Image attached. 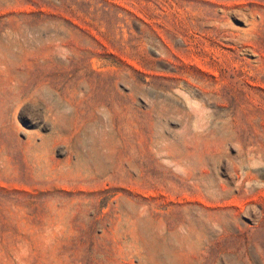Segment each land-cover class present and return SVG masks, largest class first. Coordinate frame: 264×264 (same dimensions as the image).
Returning <instances> with one entry per match:
<instances>
[{"label":"rangeland","instance_id":"1","mask_svg":"<svg viewBox=\"0 0 264 264\" xmlns=\"http://www.w3.org/2000/svg\"><path fill=\"white\" fill-rule=\"evenodd\" d=\"M0 264H264V0H0Z\"/></svg>","mask_w":264,"mask_h":264}]
</instances>
